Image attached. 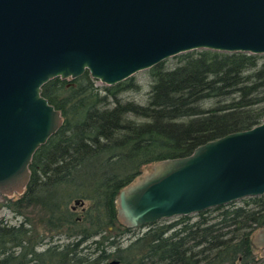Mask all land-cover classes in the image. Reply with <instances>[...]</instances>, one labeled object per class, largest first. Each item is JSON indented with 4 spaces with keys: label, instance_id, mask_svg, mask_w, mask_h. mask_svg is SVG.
Masks as SVG:
<instances>
[{
    "label": "trees",
    "instance_id": "16d2710c",
    "mask_svg": "<svg viewBox=\"0 0 264 264\" xmlns=\"http://www.w3.org/2000/svg\"><path fill=\"white\" fill-rule=\"evenodd\" d=\"M176 58L150 68L147 104L120 97L140 87L132 78L99 86L85 71L44 84L65 120L33 156L14 208L23 218L0 220V264H264L252 243L264 225V194L159 219L124 242L135 227L117 218L123 186L154 161L188 155L264 119V53L200 48ZM76 199L92 201L81 216L71 204ZM30 206L51 229H69L66 241L41 235L23 212Z\"/></svg>",
    "mask_w": 264,
    "mask_h": 264
},
{
    "label": "water",
    "instance_id": "95a60500",
    "mask_svg": "<svg viewBox=\"0 0 264 264\" xmlns=\"http://www.w3.org/2000/svg\"><path fill=\"white\" fill-rule=\"evenodd\" d=\"M200 48L264 53V0H0V192H25L64 123L43 94L50 79L89 71L112 85ZM262 194L264 119L149 164L119 190L117 218L141 227ZM252 243L264 256V225Z\"/></svg>",
    "mask_w": 264,
    "mask_h": 264
},
{
    "label": "rangeland",
    "instance_id": "374dc122",
    "mask_svg": "<svg viewBox=\"0 0 264 264\" xmlns=\"http://www.w3.org/2000/svg\"><path fill=\"white\" fill-rule=\"evenodd\" d=\"M177 60H178V58H176V56H172V57L168 58V63H170V64L176 63ZM129 78H132L133 80H135V82L139 83L140 87L138 89H131V90L121 92L120 97H122L123 99H132V100H135L137 102L147 104L149 101V98H150L151 87H152L150 68L140 70V71L136 72L135 74H133L132 76H130ZM96 84L99 86L107 85L98 79H96ZM21 195L16 194V195H13L11 197V196H8V195L0 192V220L3 219L5 221H9V222L14 223V224L15 223L17 224L21 221L23 216L16 214V212L14 210V208L16 206H19V204H17V201ZM71 204L74 205V209H75L76 213L81 216L82 213L84 212V210L92 204V201L86 199L84 201V203H76L75 201H72ZM23 212L26 213L28 216H30V218L33 221L32 222L33 227L36 228V230H38L41 235H45L46 237H50L52 235H55L56 238H57V236L62 235L63 237H62V239H59V241H66L65 240V234L68 232L69 229H67V228H63L62 230L61 229H51L49 227V225L47 224L46 219L44 218V214L39 209V207L36 208V207L30 206L27 208H23ZM196 213L197 212L191 213L189 215L194 216V215H196ZM178 217L179 216H173V217H169V218H162L161 220L173 221V220H176ZM147 228H148V225L141 226V227H135L133 230L126 233V235L124 236L125 244L131 239V237L133 236L134 233H138V232L142 233ZM259 228H257L256 230H258ZM46 246H47V244L45 243V244L41 245L39 247V249H43ZM257 252L260 255H262V248L257 247Z\"/></svg>",
    "mask_w": 264,
    "mask_h": 264
},
{
    "label": "flooded vegetation",
    "instance_id": "af4514ba",
    "mask_svg": "<svg viewBox=\"0 0 264 264\" xmlns=\"http://www.w3.org/2000/svg\"><path fill=\"white\" fill-rule=\"evenodd\" d=\"M73 208H74V206H73ZM58 237V236H57Z\"/></svg>",
    "mask_w": 264,
    "mask_h": 264
}]
</instances>
